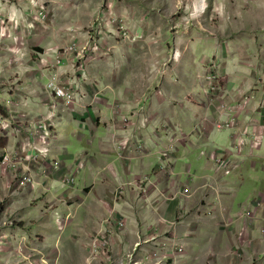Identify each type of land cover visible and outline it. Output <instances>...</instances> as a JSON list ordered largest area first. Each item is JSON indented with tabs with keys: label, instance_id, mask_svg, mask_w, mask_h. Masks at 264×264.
Instances as JSON below:
<instances>
[{
	"label": "crops",
	"instance_id": "crops-1",
	"mask_svg": "<svg viewBox=\"0 0 264 264\" xmlns=\"http://www.w3.org/2000/svg\"><path fill=\"white\" fill-rule=\"evenodd\" d=\"M241 1L236 0L230 4L232 21L229 23L224 21L225 17L218 8L216 18L219 22L211 27L208 33L200 32L197 28L199 23L205 27L204 23H209V18L204 17L205 15L195 16V30H188V40L191 38L186 48L188 52L185 53L179 48L176 55V58L180 57L179 60L171 62L165 69L148 71L152 76L149 78L148 90L144 89V70L130 71L129 63L121 67V78L117 84L106 78L107 72L110 77H114L118 70L110 61H106L104 65L105 77L104 72L94 73L90 68L87 82L89 88L104 90L106 95L103 98L95 96L90 108L83 106L85 100L77 102V106H80L78 110L84 115L86 112L89 114L81 118L80 125L77 126L72 118V130L68 128L59 132V138L56 145L54 144V159L60 161L61 167L57 172L48 171L49 174L44 178L46 182L54 184L52 185L58 196L65 193L63 198L72 199L74 187L61 190L58 178L75 169L81 160L84 166L78 172L77 182L86 184L90 189L86 191V196H83V205L75 210L72 211L71 206L67 208L60 204L57 210L61 211L58 212L62 220H56V214H48L46 219L50 227L55 229L57 226L59 230V227H64L66 223L78 229L86 223L95 233L103 229V220L113 214L124 222L114 239L113 247L117 250L139 247V243L140 247L148 248L161 243L158 235L169 229L164 220L173 221L175 212L180 208L184 209L181 203L168 204L160 196L161 191L151 190L146 198H142L143 202L139 204L141 208L136 209L127 202H131V197L138 198V193L132 187L127 190L125 187V191L119 195L117 188L119 184L134 183L147 175L159 174L160 159L165 161L167 166L170 164L169 170L174 172L172 166L175 167L179 159L181 168L188 169V177L184 173L181 176H185V181L188 180L190 189V185L197 179L204 180L201 198L205 200L207 207L202 204L198 210H192L189 214L197 220L204 211L213 208V205L216 207L213 209L216 222L219 219L225 221L227 218H233L229 220L231 223H225L231 227V242L227 234L219 235L221 250L218 257L216 253L212 259L213 263L264 264V152H260L262 146L243 161H233L235 165L229 175L217 171L216 162L211 155L212 152L219 153L224 147H228L235 138L232 131L229 134V131L215 129L214 122L217 119L225 120L228 117V108L241 104V96L250 89L253 90L255 101L239 112V126L241 130H259L257 124L262 120L260 107L264 103V0ZM196 5L198 7V2ZM202 5L205 4H200L199 8ZM205 56L207 62L214 60L216 71L222 78V89L216 95L208 94L205 85ZM47 84L48 82L45 86ZM45 86L40 84V88H35L40 92H48ZM83 86L81 87L84 89ZM36 90L31 82L26 80L16 88L14 94L3 98L10 106L13 105L14 113L24 118L23 123L35 122L44 117L49 110V100H54L49 93L42 95ZM212 94L217 98L213 99ZM117 102L120 105L118 107ZM118 108L119 116L116 115ZM120 116L127 118L123 126L116 124L117 120L121 119ZM209 121H212L213 125ZM183 135H186V141L181 145L183 155L174 160L178 137ZM70 139L79 145H71ZM119 140L121 146L117 147ZM171 145L174 146V151L168 154L167 158H160L159 153ZM22 147L23 145L19 147L20 150ZM202 151L207 158L202 157ZM253 156L257 159L247 162ZM175 175L173 173L169 178L174 179ZM247 186L251 187L248 192ZM246 207L253 211L250 220L244 217ZM74 213V219L69 220L68 214ZM201 220L198 219V222H202ZM186 222L187 220L183 221L180 227ZM220 228L222 229V226ZM53 236L58 237L57 233ZM173 240L175 243L180 241L175 238ZM230 246L238 252L237 257L226 260L224 251ZM100 260L102 259L94 261L93 264ZM109 264L127 263L122 258L113 259ZM144 264L157 262L144 260Z\"/></svg>",
	"mask_w": 264,
	"mask_h": 264
},
{
	"label": "rangeland",
	"instance_id": "rangeland-1",
	"mask_svg": "<svg viewBox=\"0 0 264 264\" xmlns=\"http://www.w3.org/2000/svg\"><path fill=\"white\" fill-rule=\"evenodd\" d=\"M202 1L205 2L204 10L199 8ZM232 2L236 0H0V264H93L96 261L89 260L88 245L96 232L94 233L88 224L84 223L76 229L65 223V226H60L58 230L57 226L55 229L50 227L46 219L48 214H56V220H62L59 214L61 211L57 210L60 204L67 208L71 206L72 211L83 205V196H86V191L90 188L86 184L77 182L79 173L71 187H63L59 182L61 190L74 187L72 199L63 198L62 195L65 196V193L58 196L54 184L44 180L49 173L46 171V162L43 159L39 163L23 162L29 163L31 171H34V177L31 183L20 186L14 171L11 172L9 166L2 165L1 158L11 154L12 157L20 156L26 159L25 144L29 141L43 140L39 133L35 134V129L41 122H46L50 125V157L56 160L54 146L59 138V132L68 128L72 130L73 124L70 123L72 118L77 126L80 125L81 118L89 114L86 112L84 115L78 110L80 106H77V102L85 100L83 106L88 108L93 104L95 96L99 95L103 98L106 95L104 90L89 88L87 82L90 68L94 73L104 72L105 77L104 65L106 61H110L113 67H118V70L114 77H110L107 72L106 78L117 84L121 78V67L129 63L130 71L144 70V89L148 90L149 78L152 77L148 71L165 69L171 62L179 60V56L176 58L179 48L185 53L188 52L186 48L191 39L188 40V30H195L193 27L197 25L193 21L195 16L205 15L204 17L209 18V23L206 21L204 23L205 27L199 23L197 28L200 32L208 33L210 28L219 22L216 18L218 8L225 17V22L232 21V9L229 7ZM80 52L85 54L83 59L79 55ZM206 58V56L204 59L201 58L204 61V68L208 63ZM188 60H190L189 55ZM80 62L84 65L81 71L75 68ZM216 75L220 77L221 90L222 78L218 71ZM54 76L62 85L73 89L75 103L68 105L61 99L52 97L54 100H49V110L44 117L35 122L23 123L24 118L14 113L13 105L10 106L3 98L14 94L16 88L26 80L31 82L36 90L35 87L40 88V84L42 86L47 82L49 84ZM204 78L208 89L206 76ZM48 84L45 86L47 90ZM36 92L45 95L47 91L40 92L37 89ZM48 93L50 94L49 90ZM212 96L213 99L217 98L213 94ZM116 106H120L118 102ZM117 121L116 124L124 125L122 119ZM211 122L209 121L213 125L214 120ZM226 131L230 134V130ZM23 134L25 135L22 136ZM185 136L178 137L174 160L183 155L181 145L186 141ZM72 144L79 145L75 140L71 141ZM22 145L20 150L19 147ZM116 145L121 146L120 140ZM231 145L224 147L223 150H229ZM167 149L159 153L160 158L168 157ZM260 152H264V141ZM202 157L207 158L205 155ZM255 159L257 157L253 156L247 162ZM178 160L175 167L172 166L174 172H168L167 163L160 159L159 174L147 175L151 178L149 184L151 186L147 187L146 197L151 190L153 192L159 190L160 196L168 204L179 202L184 208L175 212L171 223L164 220L169 229L158 235L163 243L151 245L152 247L149 248L140 247V243L139 247H122L124 250L113 247L112 261L123 258L124 262L129 264L132 256L138 264H144V260L156 261L159 258L164 264H216L212 259L216 253L218 257L221 250L219 235L227 234L231 242V227L225 223H231L229 220L233 218H227L225 221L219 219L216 222L213 211L216 207L214 208L213 205V208L204 211L198 218L201 220L203 217L202 222H198L195 216L189 214L192 210H198L202 204L207 205L201 198L204 192V180L199 178L190 185L191 197L181 195L184 188H188V180L185 181L183 179L185 176L181 175L183 173L186 175L188 169L181 168L182 165ZM79 163L84 166L83 161L80 160ZM78 165L75 171L78 170ZM173 173L176 174L175 178H169ZM68 174L67 171L58 179ZM132 185L129 182L119 184L117 191L125 187L126 190L131 187L133 189ZM250 190L251 187L247 186L246 191ZM177 193L179 196L175 201L167 199ZM131 202H127L129 206L139 209L143 201L140 196L136 199L131 197ZM74 217L75 213L68 214L69 220H73ZM113 217L114 220L121 219ZM185 220L187 222L181 228ZM112 230L114 232L111 241L114 246L118 229L112 228ZM56 233L57 238L53 236ZM172 238L180 241L173 246L169 240ZM179 247H182L181 252L177 251ZM237 253L231 246L226 247L224 251L226 260L231 257L236 258ZM96 264L109 263L100 260Z\"/></svg>",
	"mask_w": 264,
	"mask_h": 264
},
{
	"label": "built area",
	"instance_id": "built-area-1",
	"mask_svg": "<svg viewBox=\"0 0 264 264\" xmlns=\"http://www.w3.org/2000/svg\"><path fill=\"white\" fill-rule=\"evenodd\" d=\"M79 55L82 56V59L85 57V54L82 52L79 53ZM83 63L80 62L79 64L75 65V68L77 70H83ZM206 80L208 82V92L215 94L220 90L219 86V79L216 75V66L213 59H210L207 63L206 67ZM48 90L50 91V95L54 98L61 99L64 103L71 105L75 103V96L73 89L70 86L62 85L61 82L58 81V78L54 76L51 78L49 84H48ZM253 90H250L246 94L242 95L240 98L241 104H234L230 108H228V117H226L225 120L217 119L214 122V128L217 130H230L232 131V134L234 135V142L231 145V148L229 150H220L218 153H211L212 159L216 162L217 165V171L224 172L226 175H229L231 173V168L235 165H233V161L240 162L243 161L245 158L251 156L254 152L259 150L262 146V140L264 136V103L260 107V113L262 120L257 124V126L260 127L259 130H249L248 128L241 130L238 122V115L239 112L246 108L247 106H250L255 101V95L252 94ZM118 107V106H117ZM116 115H120L119 108L116 111ZM121 119L126 122L127 118L125 116H120ZM50 125L46 122H41L38 127L35 129V134L39 133L40 138L42 137L43 140H39L40 142H27L25 145L27 147V153H26V159L20 156L12 157L11 154H6L1 158L2 165L9 166L11 172L16 174L17 182L20 186H25L33 181L34 173L31 171V168L29 166V163L24 164L23 162L29 161L32 163H39L41 159H43L45 163L46 171L48 172H57L60 167V161L53 160L51 155V142L49 141L50 137ZM43 135V136H42ZM174 151L173 145H171L166 152V155L171 154V152ZM215 152V151H214ZM201 155H206L205 152H201ZM170 167V164H168ZM78 170L75 171V169L70 170L68 175L62 177L60 179V183L63 185V187H71L74 185L75 180L77 178V174L79 170L83 168V165L79 163ZM173 170V169H172ZM171 172V170H169ZM151 178L150 177H144L143 179L139 180L141 181L140 184L139 181H136L132 183L133 189L138 193V196L141 198H146V195L148 193L147 187L151 186ZM119 195L123 192V189H118ZM181 195L185 197H191L192 192L191 189L184 188L183 192H181ZM179 194H175L172 198H167L168 200H176L178 198ZM138 197V198H139ZM258 205V204H256ZM253 211L250 209V207H246L244 210V217L246 220H250L252 218ZM113 214H111L107 219H104L101 223V226H103V229H99L95 235L91 238L89 242V260H99L102 259L107 263L112 262V250H113V244L111 241L112 233L114 232L112 228L114 229H120L124 226V222L122 219L114 220ZM112 227V228H111ZM240 235V234H239ZM171 242V245L175 246L176 243L173 239H169ZM163 243V242H161ZM160 244V243H157ZM178 252L182 251V247H179L177 249ZM150 262H163L161 258H159L156 261ZM147 261V262H148ZM129 264H138L137 261H134L131 258L129 259Z\"/></svg>",
	"mask_w": 264,
	"mask_h": 264
},
{
	"label": "bare ground",
	"instance_id": "bare-ground-1",
	"mask_svg": "<svg viewBox=\"0 0 264 264\" xmlns=\"http://www.w3.org/2000/svg\"><path fill=\"white\" fill-rule=\"evenodd\" d=\"M200 4H205V2H201ZM200 4H199V5H200ZM203 8H204V5H202V6L200 7V10H204Z\"/></svg>",
	"mask_w": 264,
	"mask_h": 264
}]
</instances>
